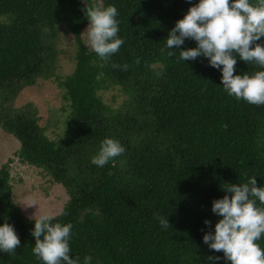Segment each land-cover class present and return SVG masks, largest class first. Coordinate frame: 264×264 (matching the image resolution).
Returning <instances> with one entry per match:
<instances>
[{
  "label": "trees",
  "instance_id": "16d2710c",
  "mask_svg": "<svg viewBox=\"0 0 264 264\" xmlns=\"http://www.w3.org/2000/svg\"><path fill=\"white\" fill-rule=\"evenodd\" d=\"M86 2L118 10L124 43L107 64L81 35L90 23L85 0H0V128L20 142L15 157L67 192L51 222L73 225L70 256L79 264L88 255L91 264H231L203 236L222 219L212 206L227 194L224 183L256 176L264 187V105L228 95L223 66L206 57L178 60L180 49L166 48L168 33L199 0ZM62 28L77 43L75 69L64 78L55 74ZM195 47L194 40L181 46ZM234 55V75L264 70ZM125 63L127 71L112 66ZM53 77L71 110L61 140L46 135L33 105L9 106L26 87ZM111 89L123 96L119 107L105 102ZM106 138L125 152L99 167L91 160ZM13 162L0 169V226L13 225L21 245L15 254L0 252V264H43L33 254L34 221L13 201ZM257 207L264 205L257 200ZM157 215L171 226L162 228ZM256 243L264 250V234Z\"/></svg>",
  "mask_w": 264,
  "mask_h": 264
},
{
  "label": "clouds",
  "instance_id": "9594fccd",
  "mask_svg": "<svg viewBox=\"0 0 264 264\" xmlns=\"http://www.w3.org/2000/svg\"><path fill=\"white\" fill-rule=\"evenodd\" d=\"M85 16L90 21L85 32L86 46L97 54L103 64L118 52L124 41L118 37V10L115 6L89 5L85 0ZM264 37V0L252 5L250 0H199L190 7L183 19L176 22L166 38L167 49H180L178 60L209 59L210 66L221 69L224 90L237 100L253 105H264V70L249 75H234L237 58L248 64L264 68V45L257 43ZM186 40H194L197 47L182 49ZM253 45H255L253 47ZM163 51V49H162ZM167 55H175L168 51ZM140 59H136V64ZM102 64V66H103ZM114 68L127 71L128 64H113ZM99 78V77H98ZM125 147L113 138L101 142L92 164L105 166L110 160L122 155ZM227 193L213 201L212 212L222 217L215 225L214 233L207 232L203 242L215 252H223L231 264H264V250L256 243L264 234V207H257V200L264 205V187L257 186L256 176L246 183H224ZM36 206L33 202L29 206ZM162 228L170 227L168 217L157 215ZM34 221L31 234L35 237L33 254L43 264H79L80 257L70 256L72 239L71 223H52L53 216L37 211L29 217ZM211 225L210 220H205ZM21 241L14 226L5 222L0 226V252L15 254ZM93 257H84V264H91ZM219 260L220 257H208Z\"/></svg>",
  "mask_w": 264,
  "mask_h": 264
},
{
  "label": "rangeland",
  "instance_id": "374dc122",
  "mask_svg": "<svg viewBox=\"0 0 264 264\" xmlns=\"http://www.w3.org/2000/svg\"><path fill=\"white\" fill-rule=\"evenodd\" d=\"M101 2V1H100ZM87 40V36L83 35ZM77 43L74 36L64 28L58 40L59 58L55 74L62 78L70 75L76 66ZM15 99V98H14ZM9 106L22 108L33 105L41 126L48 137L61 140L67 119L71 113L65 99V91L58 86L55 77L39 79L34 86L26 87ZM107 104L119 107L123 96L119 89H111L104 94ZM20 142L0 128V169L9 159L11 165V186L13 201L22 213L29 218L37 211L40 214L58 216L66 206L69 196L62 185L54 184L52 178L44 171L19 162L15 153L20 149ZM35 202L36 206L25 207Z\"/></svg>",
  "mask_w": 264,
  "mask_h": 264
}]
</instances>
